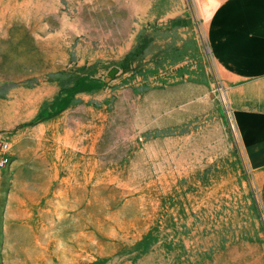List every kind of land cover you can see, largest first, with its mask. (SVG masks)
I'll use <instances>...</instances> for the list:
<instances>
[{
    "label": "rangeland",
    "instance_id": "obj_1",
    "mask_svg": "<svg viewBox=\"0 0 264 264\" xmlns=\"http://www.w3.org/2000/svg\"><path fill=\"white\" fill-rule=\"evenodd\" d=\"M263 34L264 0H0V264H264Z\"/></svg>",
    "mask_w": 264,
    "mask_h": 264
},
{
    "label": "crops",
    "instance_id": "obj_2",
    "mask_svg": "<svg viewBox=\"0 0 264 264\" xmlns=\"http://www.w3.org/2000/svg\"><path fill=\"white\" fill-rule=\"evenodd\" d=\"M264 44V34L262 36ZM264 97V95L262 96ZM264 103V102H261ZM264 104L261 108H245V147L250 165L260 186V199L264 208ZM250 114V115H249ZM254 115V116H253Z\"/></svg>",
    "mask_w": 264,
    "mask_h": 264
},
{
    "label": "built area",
    "instance_id": "obj_3",
    "mask_svg": "<svg viewBox=\"0 0 264 264\" xmlns=\"http://www.w3.org/2000/svg\"><path fill=\"white\" fill-rule=\"evenodd\" d=\"M13 160L12 146L6 137L0 136V169L11 166Z\"/></svg>",
    "mask_w": 264,
    "mask_h": 264
}]
</instances>
